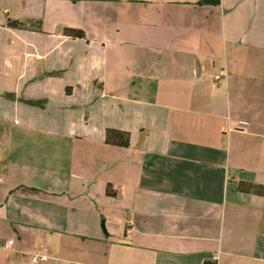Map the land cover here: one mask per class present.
I'll return each instance as SVG.
<instances>
[{"label": "crops", "instance_id": "obj_1", "mask_svg": "<svg viewBox=\"0 0 264 264\" xmlns=\"http://www.w3.org/2000/svg\"><path fill=\"white\" fill-rule=\"evenodd\" d=\"M197 2L0 0V264H264V0Z\"/></svg>", "mask_w": 264, "mask_h": 264}, {"label": "trees", "instance_id": "obj_2", "mask_svg": "<svg viewBox=\"0 0 264 264\" xmlns=\"http://www.w3.org/2000/svg\"><path fill=\"white\" fill-rule=\"evenodd\" d=\"M220 3L221 0H198L197 2V4L199 5H205V4L219 5ZM7 24L10 27H15V28H21L25 25L19 19H13V18H9L7 20ZM62 30L66 35L71 36L73 38L85 37V32L80 28L64 26ZM130 140H131V133L127 130L109 127L105 131V141L108 144L117 145V146H129ZM238 188L241 191L255 192L264 196V185H258L245 181H240L238 183ZM107 193L109 195H115V191L112 189L110 185L107 188ZM204 264H216V263L205 262Z\"/></svg>", "mask_w": 264, "mask_h": 264}, {"label": "built area", "instance_id": "obj_3", "mask_svg": "<svg viewBox=\"0 0 264 264\" xmlns=\"http://www.w3.org/2000/svg\"><path fill=\"white\" fill-rule=\"evenodd\" d=\"M216 78H220V75H216ZM13 243V240L10 238H6L5 244L7 246H11ZM49 255L46 253L41 252H33L31 253V263L32 264H42L43 262L47 261L49 259Z\"/></svg>", "mask_w": 264, "mask_h": 264}, {"label": "rangeland", "instance_id": "obj_4", "mask_svg": "<svg viewBox=\"0 0 264 264\" xmlns=\"http://www.w3.org/2000/svg\"><path fill=\"white\" fill-rule=\"evenodd\" d=\"M14 15H15L14 10H11V11H10V17L12 18V17H14Z\"/></svg>", "mask_w": 264, "mask_h": 264}]
</instances>
